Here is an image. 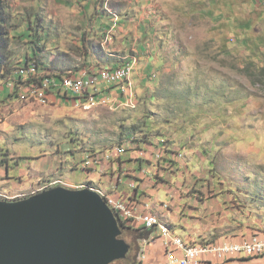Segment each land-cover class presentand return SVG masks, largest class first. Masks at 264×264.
<instances>
[{
	"label": "crops",
	"instance_id": "1",
	"mask_svg": "<svg viewBox=\"0 0 264 264\" xmlns=\"http://www.w3.org/2000/svg\"><path fill=\"white\" fill-rule=\"evenodd\" d=\"M98 1L100 0H92L97 8L93 14L95 16L93 25L96 28L92 27L93 32L87 31L92 34L100 32L105 36L103 37L105 43L111 40L108 39V32L116 31L118 34L126 36L123 39L125 44L123 51L127 52L126 57L136 56L138 62L134 57L131 59L128 57L130 61L128 60L124 64L131 63L135 68H133L131 82L134 77L137 78L136 86L141 81H147L143 90L149 93L150 84L154 85L149 81L155 83L156 75L166 76L168 73H172L173 67H178L179 71L181 63H189L192 56L180 52L173 55L178 49L175 52L173 49L172 52L165 49L169 55L157 52V56L151 50L149 41L160 44L161 40L148 37L150 32L153 33L151 36L158 34L156 29L158 22L154 23V21H159L160 17L156 18L154 8L158 6V1H161L162 4L166 0H144V4L141 6L136 1V5L140 8H136L135 11L131 9L133 11L131 17V14L127 15L123 9L118 12L108 10L104 5V0ZM208 7L213 22L215 24L223 23L219 30L223 29L226 33L223 40H218L217 27L213 26L210 31L215 32L216 39L210 40L209 43L212 45L216 42V45H220L223 42L221 47L224 51L223 56L219 57L225 59L226 77L236 80L239 78L238 74L241 75L239 87L232 81L228 85L226 84L225 88L223 87V90L226 91L224 95L226 97L227 94L230 95V102L237 99V95L243 94L242 98L245 99L241 114L234 113V106H229L224 108L223 116L225 118H223L220 116L221 112L218 113L216 109L208 115L207 126H201L197 122L198 118H194L191 124L192 129L187 131L184 128L179 129L184 123H180L176 128L167 122L162 130L150 129L147 136H140L142 139L138 138L140 142L135 143L134 141L131 144L128 141L124 143L127 150L125 153L115 156L114 160L109 162L103 161L85 176L86 181L93 187L110 196L122 198L136 210L138 215L156 216L174 236L180 237L185 244L204 242L219 245L226 242L239 244L250 239L253 235L264 239V205L251 207L250 203L243 202L246 200L245 192L250 189V184H236L226 179H219V175L225 173L218 172L215 154H224L232 150L237 159L241 161H246V157L249 158V155H253L258 164L251 166L252 169L263 163L264 2L263 0H213L211 6L208 5ZM87 15L89 12L83 10L81 17L85 24ZM98 22L99 25H97ZM163 23L161 22V25ZM130 36L133 38L131 43L128 38ZM221 36L223 37V35ZM143 39L144 42H142ZM102 46L104 48V45ZM170 59L172 65L169 62ZM164 60L167 61L166 65L162 64ZM153 61L158 65H154ZM212 62L215 63V57ZM89 64L96 63L92 61ZM114 64L120 65L119 62L111 63V65ZM231 64L239 67L238 70L234 71ZM131 82L128 78L129 92L126 95L119 91L118 86L106 87L105 84H101L99 87L108 98L116 99L118 103L130 101V99L133 102L138 100L142 89L141 91L135 90L131 86ZM133 90L135 93L132 94ZM6 94L7 91L1 95ZM147 97L152 100V96L147 94ZM224 123L226 125L229 123L235 126L242 125L240 127H245L252 133L230 137L228 134L219 132V127ZM239 130L242 131L240 128ZM246 137H249V141H246L248 146L243 144ZM77 152L81 155L82 160L88 151H80V148H77L75 152L69 154H78ZM59 160L66 161V158L62 159L60 156ZM241 161L235 167V169H239V173H256V170L240 172L244 167ZM78 162L73 161L68 167L69 170L70 167L74 170L81 169ZM56 164L60 165L52 167L48 172L42 171L40 174L61 179L62 162ZM17 166L14 164V167ZM2 169L0 184L13 179L9 176V165L7 169L5 167ZM227 172L229 173V171ZM20 175L17 178H20ZM25 182L27 181H22L21 184ZM61 182L63 181L61 180ZM71 184H69L71 188L79 186ZM258 187L262 188L264 185ZM121 222L124 226V228L121 226L122 230L135 233V243L140 259L136 264H167L165 248L159 238L157 227L144 230L143 226L135 220H122ZM140 253H143V257ZM175 256L181 258L183 252L176 249ZM199 264H264V255L246 257L240 254L221 260L213 254H208L201 258Z\"/></svg>",
	"mask_w": 264,
	"mask_h": 264
},
{
	"label": "rangeland",
	"instance_id": "2",
	"mask_svg": "<svg viewBox=\"0 0 264 264\" xmlns=\"http://www.w3.org/2000/svg\"><path fill=\"white\" fill-rule=\"evenodd\" d=\"M136 1L139 6L144 4V0H104L103 2L106 9L117 12L123 9L127 15L131 14V17L133 15L131 9L135 11L136 8H140L136 5ZM0 2L7 7L10 24L18 26L13 28L15 30L9 35L11 41L8 47L10 54L8 64H11L12 68H16V64L21 62L25 55L30 54L31 45L28 42L31 39L24 37L19 40L18 35L28 33L27 22L31 25L35 24V18L39 19L40 26L37 30L40 38L38 44L43 46V51L39 55L46 62L66 51L68 58L75 62L71 61L72 65L96 62L98 58L96 48L101 50V44L104 45L106 53L110 54V56L106 55L108 58L106 64L123 63L127 56V52L123 51L125 48L123 39L126 37L123 34H118L116 31L108 32V39L111 40L110 43H105L100 32L89 33L94 31L92 27L96 28L93 25L95 20L93 14L97 8L92 7V0L88 1L86 8L89 12L87 15L89 19L85 16L86 24L82 20L83 10L77 0H0ZM212 2L213 0H166L161 4V1H158V6L154 8L156 18L160 17L159 21H154V23L158 22L156 28L158 34L157 36H151L153 35L151 32L148 34L151 39H161L160 44L149 41L154 55L157 56V52L169 55L168 51L172 52L173 49L175 52L178 49L173 55L180 52L192 57L189 63L179 65V71L175 66L172 68V73L166 76L156 75L155 83L149 81L154 84H150L149 93L143 90L147 81H141L136 86L138 80L134 77L132 80L134 84L131 82V86L137 91L142 89L138 100L132 102L134 108L111 110L107 101L106 106L73 110L67 106L62 107L58 103L44 106L30 97L19 100L7 98L0 93V173L3 172L2 167H6L1 161L6 159L9 165V176L13 177L4 184H0V195L15 197L17 200L30 197L38 194L49 180L52 182L62 180L66 184L72 182L71 185L92 186L86 181L85 175L88 174L86 171L68 168L73 161L81 162V155L78 152V154H69L75 152L77 148H80V151L110 148L126 136H147L149 130H155V128L160 131L167 122L176 128L180 123H184L179 129L184 128L186 131L192 129L191 124L194 118H198L197 122L201 126H207V117L210 113L217 109L218 113L221 112L220 116L225 118L224 108L229 106H234V113L237 112L240 115L245 99L242 98L243 94L237 95V99L230 102V95L227 94V97L224 95L226 91L223 87L231 81L239 87L241 75L238 74L239 78L237 77L236 80L227 78L225 59L219 57L223 56L224 51L221 49L223 42L220 45H216V42L212 45L209 43L210 40L216 39L215 32L210 31L213 26L217 27L218 40L226 37L224 30H219L223 23L215 24L212 20L208 7ZM161 22L164 23L161 25ZM82 30L84 39L81 37ZM128 38L131 43L132 36ZM214 57L215 63L212 62ZM169 62L172 65L171 59ZM153 63L158 65L155 61ZM162 64L166 65L167 61L164 60ZM232 68L237 71L239 67L232 65ZM133 92L134 90L132 94ZM147 94L152 96V100L148 99ZM234 126L231 123L228 125L224 123L219 127V132L228 134L230 137L252 133L245 127H240L242 125ZM247 140L249 141V137L244 139L243 144L248 146ZM60 156L62 159L66 158V161L59 160ZM215 156H217L215 162L218 172L225 173L220 174L219 179H226L236 184H250V189L245 192L246 200L243 202L250 203L251 207L263 206L264 187L258 186L264 185V159H262V165L259 164L252 169L251 166L258 164L253 155L246 157V161L237 159L232 150L224 154H215ZM15 157L20 158L17 167H14L15 159L13 158ZM239 161L244 166L243 171L240 172L256 170V173H239V169H235ZM59 162H62L63 177L61 176V179L40 174L42 171L48 172L52 167L60 165L56 164ZM19 174L21 175L18 179ZM22 181L27 182L21 184ZM36 188L38 189L29 195L21 194ZM120 238L130 246L127 258L133 259L134 261H131L135 264L139 262L135 233L122 230ZM126 259L111 264H130V261Z\"/></svg>",
	"mask_w": 264,
	"mask_h": 264
},
{
	"label": "water",
	"instance_id": "3",
	"mask_svg": "<svg viewBox=\"0 0 264 264\" xmlns=\"http://www.w3.org/2000/svg\"><path fill=\"white\" fill-rule=\"evenodd\" d=\"M121 222L89 189L56 186L0 200V264H111L127 258Z\"/></svg>",
	"mask_w": 264,
	"mask_h": 264
},
{
	"label": "built area",
	"instance_id": "4",
	"mask_svg": "<svg viewBox=\"0 0 264 264\" xmlns=\"http://www.w3.org/2000/svg\"><path fill=\"white\" fill-rule=\"evenodd\" d=\"M259 1V0H258ZM264 2V0H263ZM91 67V66H90ZM87 68V67H86ZM118 68V75H111L109 69L102 68V72H97L93 77H83V70L77 73L65 74L62 78H43L40 81V85L32 84V92H52V89L60 90L64 92L66 99L65 102H75L78 100H84L86 98H104V93L100 89L101 84H105L106 87L112 84V81H119V84H126V82H120V67ZM65 76H73V83H65ZM128 79V78H127ZM12 87V85H10ZM121 88V87H120ZM109 109L115 110L122 107H132V100L118 103L116 99H108ZM125 150L122 152L124 153ZM121 153H113L108 156H119ZM103 161H107V158H95L93 161H86V168H91L92 171L97 168ZM61 187L66 188L64 185ZM80 190L83 188H67ZM108 208L118 217L120 222L122 220H135L139 222L145 230L155 228L157 224L151 220L150 214L138 215L136 210L126 203L122 198H116L106 195H100ZM8 201H17L8 199ZM159 238L162 240L165 248V256L167 264H199L203 256L208 254L215 255L218 259L224 260L235 255H244L246 257H259L264 255V239L253 235L250 239L244 240L239 244L232 243H212L206 249H199L192 244H189V248L178 247V236H164L163 232L159 230ZM181 250L183 257L177 258L175 256V250ZM143 257V253H140Z\"/></svg>",
	"mask_w": 264,
	"mask_h": 264
},
{
	"label": "trees",
	"instance_id": "5",
	"mask_svg": "<svg viewBox=\"0 0 264 264\" xmlns=\"http://www.w3.org/2000/svg\"><path fill=\"white\" fill-rule=\"evenodd\" d=\"M88 1L90 2L91 0H82V1L78 0L82 10L86 11V8L88 7V4H89ZM82 2H83V4H82ZM93 6H95V3H92V7ZM6 8L7 7L4 4H2V2H0V93L3 94L4 91L5 92L7 91V94H6L7 98H13L14 97L17 99L18 98L23 99V98H21V96H22L21 92L27 93L28 89L30 88V85H32V84L40 85V81L45 77L46 78L59 79V78H62V76L67 74L68 72H77L79 70V68L81 69V68H86V67H90V66L108 67V68L114 69V68H117L119 66H122L125 62H127L129 60V58L126 57V58H124L123 63H120V65H116V64L111 65L110 63L106 64V62H108V58H106V55L110 56V54H107L105 49L101 45V50L94 47L98 51V58L96 59L98 61L95 62L96 64H86L85 62H83V63H80V65H78V64L72 65V62H74V61L71 60L70 58H68V56L64 52H63L64 54L63 53L58 54V55L54 56L53 59L46 62L45 60L41 59L40 55H39V53H41L43 51L42 50L43 46H40L38 44L40 42V38L37 35V32H38L37 30L40 26L38 25L39 19L35 18V24L31 25L30 23L27 22V26L29 25L28 33H25V34L23 33L21 35H18L19 40H22L24 37L31 39L28 42L31 45L30 54L25 55L23 57V60L16 64V68H12L11 64L10 65L8 64V59L10 56L8 47H9L10 41H11V38H9V35H10V32H13L15 30L13 28L18 27V26H14L13 24H10V16L6 11ZM102 36L104 37L103 34H102ZM81 37H82V39H84V32L81 33ZM30 69H33L32 73L30 72ZM10 85H12V87H10ZM114 85L115 86L119 85L118 86L119 88L121 87L120 84H114ZM114 85L111 84L108 87H112ZM25 91H27V92H25ZM50 94L56 98L61 97V98H59L60 101L66 99L64 92H61L60 90L52 89V93H50ZM123 109H126V108L122 107L119 110H123ZM138 138L140 139V136H126V137L120 139L117 144H114V146L124 144L128 141L131 144L134 141H135V143L140 142V140H142V139L138 140ZM111 147H113V146H111ZM107 149H109V148H106L103 150H107ZM138 149H141V148H138ZM83 151H102V150H86L85 149ZM126 151L127 150H125V152ZM13 159H15L14 164L17 166L20 158L15 157ZM7 162L8 161L6 159L1 161L2 164L3 163L5 164L6 169L8 168ZM50 182H51V180H49V182L47 181L45 184H48ZM37 189L38 188L31 189V190H29V192L21 193V194L22 195H29L32 192L36 191ZM3 199L5 201L6 200L8 201V199H5L4 197H0V200H3ZM18 199H20V198H18ZM121 225L124 228L122 222H121ZM143 229H144V227H143ZM128 259L129 258H127L126 261Z\"/></svg>",
	"mask_w": 264,
	"mask_h": 264
},
{
	"label": "bare ground",
	"instance_id": "6",
	"mask_svg": "<svg viewBox=\"0 0 264 264\" xmlns=\"http://www.w3.org/2000/svg\"><path fill=\"white\" fill-rule=\"evenodd\" d=\"M130 59H131V57H130ZM119 67H120V72H121L120 73V82H126V84H121V88L119 91H121V93L126 95L129 92L128 91V79L127 78L131 77L134 67L131 63H126V64H123L122 66H119ZM102 68L109 69V73L111 75H118V68L111 69L108 67H97V66L96 67L91 66V67L81 68V69L79 68V70L77 72H80L81 70H83V77H93L94 74H97V72H102ZM30 72L32 73L33 69H30ZM77 72H68L67 74H72V73H77ZM65 83H73V76H65ZM112 84L113 85L119 84V81H112ZM25 92H27V91H25ZM50 93H52V92H32V86H30L27 93L21 92V94H22L21 98L30 97L31 99L39 102L41 105H44V106H47V105L50 106V105H54L55 103H58V104H60V106H62V105L68 106L73 110L86 109V108L98 107V106H106L107 101H108V97L104 94V98H99V99L86 98L84 100H78L75 102H65L64 100L60 101L59 98H61V97H57V98L53 97ZM124 150H126L124 144H120V145L113 146L104 152H103V150H102V152H100V151H88V152H86V154L83 157V159L81 160V162L79 161L80 163L78 165L82 170H85L87 173H90L92 171L91 168L81 167V166H85L86 161H93L95 158H107V162H109L111 160H114L115 156H108V155H113V153H122ZM62 185H64L66 188H71V186L69 184L63 183V182H61V180L60 181H53V182L51 181L48 184H44L43 187L39 190V193L44 192L46 190H49L51 188H54L56 186H62ZM76 188L89 189L91 191L98 193L99 195H106V193L102 192L101 190H99V189H97L91 185H88V186L79 185ZM35 195H37V194H35ZM32 196H34V195H32ZM0 197H4L5 199L17 200V198H15V197L11 198V197L2 196V195H0ZM26 198H28V197H26ZM26 198H23V199H26ZM23 199H19V200H23ZM150 216H151V220L157 224L158 229L163 232L164 236H174L168 230V228L159 221V219L156 216H154V215H150ZM210 244H212V243H210V242L205 243L204 242V243H200V244L196 243V244H192V245L196 246L199 249H206L210 246ZM178 247L189 248V244H185L181 238H178Z\"/></svg>",
	"mask_w": 264,
	"mask_h": 264
},
{
	"label": "clouds",
	"instance_id": "7",
	"mask_svg": "<svg viewBox=\"0 0 264 264\" xmlns=\"http://www.w3.org/2000/svg\"><path fill=\"white\" fill-rule=\"evenodd\" d=\"M128 57H134L135 59H136V61L138 62V59H137V57L136 56H128ZM137 62H136V64H137ZM136 67V66H135ZM135 69V68H134ZM134 71V70H133ZM132 76V75H131ZM130 82H131V77H130ZM19 100H20V98H18ZM62 107H66V106H63L62 105ZM68 107V106H67ZM70 108V107H69Z\"/></svg>",
	"mask_w": 264,
	"mask_h": 264
},
{
	"label": "flooded vegetation",
	"instance_id": "8",
	"mask_svg": "<svg viewBox=\"0 0 264 264\" xmlns=\"http://www.w3.org/2000/svg\"><path fill=\"white\" fill-rule=\"evenodd\" d=\"M131 260L134 261L133 259H130V260L128 259L127 261H130V264H135V263L132 262Z\"/></svg>",
	"mask_w": 264,
	"mask_h": 264
}]
</instances>
